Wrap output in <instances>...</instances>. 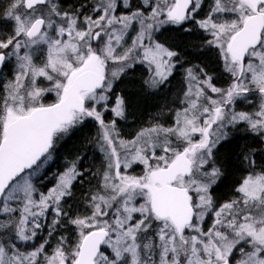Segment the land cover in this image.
Masks as SVG:
<instances>
[{"label":"snow or ice","instance_id":"1","mask_svg":"<svg viewBox=\"0 0 264 264\" xmlns=\"http://www.w3.org/2000/svg\"><path fill=\"white\" fill-rule=\"evenodd\" d=\"M91 7L81 21L59 0H16L2 17L11 32L0 34V67L12 62L14 78L0 80V264H41L40 256L46 264H264V165L256 153L238 155L249 174L236 199L216 210L212 195L223 176L217 152L230 143L229 129L244 122L264 138V0H213L201 19L203 0H98ZM135 24L139 29L124 48ZM187 24L212 37L205 46L216 49L226 87L207 66L185 68L187 91L181 89L174 126L119 141L130 149L122 156L117 122L131 103L116 93L114 81L147 64L143 86L162 87L182 65L157 33L165 25L190 32ZM51 93L55 101L45 104ZM250 94L259 110L237 111ZM90 120L97 135L82 148L98 147L99 166H86L81 148L61 156ZM133 164L143 165V174H122ZM85 177L98 182L83 198L91 215L73 217L65 205ZM208 214L213 222L205 231ZM64 220L78 229V241L69 251V238L61 236L46 256ZM45 227L47 238L34 251H21Z\"/></svg>","mask_w":264,"mask_h":264},{"label":"trees","instance_id":"2","mask_svg":"<svg viewBox=\"0 0 264 264\" xmlns=\"http://www.w3.org/2000/svg\"><path fill=\"white\" fill-rule=\"evenodd\" d=\"M9 1L10 0H0V11ZM59 2L62 9L67 10L69 13L80 14L79 18L83 21L85 16L92 15L91 6L97 3L98 0H59ZM2 17L3 16L0 15V34L7 35L11 29V25L7 20L2 19ZM135 28L136 27L134 26L127 33L125 41H123L124 47H129V45H131ZM189 28L192 29L190 32L184 31L183 28L179 26L169 25L159 31L157 37L161 43L168 47L169 50L171 49L174 50V52L175 50L179 52L178 59L182 67L188 65L190 67L194 65L200 67L211 66L215 71H217L219 68V62L217 60V56H215L214 53L211 55L209 48L204 45L205 35L193 24H189ZM204 60H206V63ZM184 61H188V63L185 64ZM212 62L216 64L213 66L209 64ZM36 63H39V59H37ZM39 64H41V62ZM137 67L138 65H135L133 69L127 71L126 75L122 74L119 79L114 81L115 91L119 94L122 93L131 103V107L127 109L126 119H120L117 122V128L120 131V137L122 138H130L138 133L136 128L140 125L142 128H145L150 121H152L151 119L157 110H161L163 107L165 108L166 106L168 107V105H172L174 107L173 113H175L180 107V90L181 88L183 89V83L177 73L174 74L172 81L169 80L158 90H149L143 86L144 77L142 71ZM182 67H178L175 72L182 71ZM13 76L14 73L12 69H10L9 64L7 67L2 68L0 80H11L13 79ZM42 85L48 86L45 81ZM54 101L55 97L52 94H48L43 102L48 104ZM109 116H111V113L106 116L107 121L109 120ZM166 117L167 115L165 118ZM158 123L159 122H157V124ZM92 131L96 136L98 126L95 121L90 120L88 122V126L82 130L84 134L83 139L73 138V140L62 149L61 155L67 156L69 152L74 151L76 148H81V150L87 152L88 148H91V146L83 149L82 145L87 139L91 138L90 133ZM86 133L89 134L88 137ZM228 139L230 143L223 142V146L219 147V151L217 152L218 160L223 166V176L218 183L214 185L212 191L216 207H218L221 203L230 201L236 196L232 189L238 183L242 175V168L238 160V155L241 151L244 153L255 152L256 155L253 158L257 161V164L264 165V152L258 144V140L255 136L244 132L243 129H240V127L237 126L231 131ZM54 184L55 181H53L49 187ZM82 187L85 188L84 182L77 183L74 189L75 195L68 200V203L65 205L66 208H71V215L73 217L76 215V208L83 203L82 199L80 200ZM77 188L80 189V196L76 193ZM45 190L46 188L42 189L44 192ZM51 219V217H47L46 223H50ZM70 231H72V225L69 224L67 220H64L55 235L51 238L47 247L54 246L56 243L55 239H57L59 235L67 236ZM41 232V237L44 240L48 236L47 228L45 227Z\"/></svg>","mask_w":264,"mask_h":264},{"label":"rangeland","instance_id":"3","mask_svg":"<svg viewBox=\"0 0 264 264\" xmlns=\"http://www.w3.org/2000/svg\"><path fill=\"white\" fill-rule=\"evenodd\" d=\"M133 1V4H135V3H137L138 2V0H132ZM16 2V0H10L7 4H5L4 5V7H3V9L0 11L1 12V14L0 15H2V16H4V14H5V12L10 8V5L11 4H13V3H15ZM213 4V0H203V5H204V9H205V15L208 13V11L210 10V7H211V5ZM121 14H124L123 13V9H121V11L120 12H117V15H121ZM136 27L135 28V33H134V35H133V37L135 36V34H136V32L138 31V29H139V25L138 24H135V25H133L131 28H130V30L133 28V27ZM129 30V31H130ZM11 32V29H10V31H9V33ZM8 33V34H9ZM207 33V32H206ZM127 35V34H126ZM207 36H208V40H210V39H212V37L207 33ZM132 37V38H133ZM122 43H123V41H122ZM115 47H117V48H120V45H114ZM129 46H131V45H129ZM124 48H126V47H124ZM124 49L123 48H121V51H123ZM206 60H204V62H205ZM41 62V59H39V63ZM39 63H37L38 65H40V66H42V63L41 64H39ZM206 63V62H205ZM9 65H10V69H12V71H13V73H14V64L12 63V62H9L8 63ZM144 66H146V70H147V64H143ZM112 70H114L113 68H109V73H111V71ZM148 73V72H147ZM148 75H149V73H148ZM147 75V76H148ZM13 78H14V76H13ZM45 82H47V81H45ZM42 83H44V81H42ZM42 86H46V85H42ZM184 91H187V86H185V88H184ZM54 97H55V93H51ZM253 97H255L256 98V100L257 101H255V100H251L250 98H249V96H248V98H247V101H245V103H244V108H246L247 109V106L249 105V104H253V107L249 110V111H247V110H244V109H236L237 111H240V110H244V111H247V112H250V113H253V112H255V111H258L259 109H258V106H259V103H260V101H259V99H258V97H257V95L256 94H251ZM182 97H183V95H182ZM194 99H195V97H193ZM186 106V105H185ZM202 110V109H201ZM162 111V112H161ZM171 111H170V109L166 106L165 108L163 107V108H161V110H157V112L155 113V115L153 116V118H155V119H151L152 121H150V123L145 127V128H142L141 127V129L138 131V133H140L141 131H144V130H147V129H149V128H152V127H156V126H159V125H163L164 127H172V126H174V124H175V119H176V115H175V113H174V115H173V117L171 118V120L170 121H167V120H164L165 119V116L166 115H168V113H170ZM164 118V119H163ZM108 121H111V119H112V115L111 116H109L108 117ZM157 122H159L158 124H157ZM239 126L240 127H243V128H246L247 129V125H246V123H244V122H241L240 124H239ZM232 128H230L229 129V131L231 130ZM250 132V131H249ZM250 133H252V132H250ZM257 139H258V144H260V146H264V142H261V140L262 139H264V138H261V137H258L255 133H252ZM83 136H84V134H83V132H81L80 133V138L81 139H83ZM95 136V135H94ZM93 136V137H94ZM196 139L198 140L199 139V136H197L196 137ZM125 141V142H130V141H135V140H137V133L135 134V135H133L132 137H130V138H122V137H118L117 138V147H118V151L121 153V155L123 156V154L127 151V152H130V149H122V148H119V141ZM142 141H141V146H142ZM264 150V149H263ZM159 154V153H158ZM104 159V157H103V154L102 153H100L99 152V149H98V147L95 145V150H93V155H92V157L90 158H88L87 160H86V162L88 163V165L89 164H92V165H96V166H99L100 165V163H101V161ZM135 165H140L141 167L139 168L138 167V169L136 170V172L135 173H132V169L134 168V166ZM242 166V165H241ZM93 170H95V168L93 169ZM259 169H257V171H258ZM122 174H125V175H131V176H135V175H141V174H143V165H141V164H133L132 165V167L129 169V170H127V171H124V170H122ZM93 181H95V184H97L98 182H97V180H93ZM241 181H242V179H241ZM240 181V182H241ZM238 186H236V188H237ZM236 188L234 189V191L236 192ZM96 191V185H94V191L93 192H95ZM47 192V189L45 190V193ZM102 194V193H101ZM88 195L90 196L91 195V192L90 193H88ZM238 196V195H237ZM237 196L236 197H234L233 199H236L237 198ZM232 200V199H231ZM230 200V201H231ZM230 201H228V202H230ZM85 203V201H83V203H82V206L85 208V210H84V213H83V215H91V211L90 210H88V209H86V204H84ZM224 203H227V202H224ZM223 203V204H224ZM220 209V206L219 207H217L216 208V210H219ZM80 214V213H79ZM47 217H51L52 218V216H51V213H49L48 214V216ZM208 219H209V221H208ZM212 222H213V214H208V215H206V218H205V223H204V225H203V228H204V230L205 231H207V229L209 228V227H211V225H212ZM41 234H42V232H40L39 233V238L34 242V244H29V246H24V245H21L20 246V248H21V251H24L25 253H27V252H30V251H34L35 250V248L36 247H38L39 246V244L40 243H42L43 242V239H42V237H41ZM61 236H65V235H59L58 237H57V239H55V241H56V243H55V245L54 246H49V247H47V252L45 253V255L46 256H51L52 255V253H53V249L56 247V245H57V241L59 240V238L61 237ZM65 237H68L69 239H68V245L70 246L69 247V251L71 250V247H74L75 246V244H76V242L78 241V238H79V236H78V229L75 227V226H73L72 225V231H70L69 232V234L67 235V236H65ZM114 238V237H113ZM242 247H246V245H241ZM38 259L40 260V262H41V264H46V261H45V259H44V256H40V257H38ZM235 259H239V250L237 249V252H236V256H235Z\"/></svg>","mask_w":264,"mask_h":264},{"label":"flooded vegetation","instance_id":"4","mask_svg":"<svg viewBox=\"0 0 264 264\" xmlns=\"http://www.w3.org/2000/svg\"><path fill=\"white\" fill-rule=\"evenodd\" d=\"M205 16V9H204V5H203V8H202V10H201V12H200V14L197 16V19H201V18H203ZM190 25H192V24H190ZM194 25V24H193ZM166 26H169V25H165L164 27H166ZM186 27H189V24H187L186 25ZM183 30L185 31V29L183 28ZM201 30V29H200ZM201 32L205 35V38H204V45H206V42H207V40L209 39L208 38V36H207V33L206 32H204V31H202L201 30ZM159 33V32H158ZM158 33H157V35H158ZM159 41V40H158ZM160 42V41H159ZM165 47H167V46H165ZM168 48V47H167ZM209 50L211 51L210 52V54L212 55L213 53L215 54V56H217V52H216V49L213 47V48H209ZM170 51H174V50H171L170 49ZM175 52L177 53V56L179 55V52L178 51H176L175 50ZM217 60H218V57H217ZM173 63H176V61L174 60L173 61ZM181 64V63H180ZM209 64H211L212 66L213 65H215L216 63H209ZM138 65V69H140L141 71H142V74H143V77H144V80L148 77L147 75H148V73H147V70H146V66H144L143 64H137ZM188 67H190L189 65L188 66H183L182 67V70L183 69H185V68H188ZM218 69L222 72V63H218ZM3 68V67H2ZM207 70L209 71V73L211 74V72L213 73L212 75H214V76H216V78H217V81L219 82L218 83V86H220V87H226V84L224 83L225 81H227L228 80V77L226 76V75H221V73H220V71H218V73H217V71H215L214 69H213V67H211V66H207ZM212 70H214L215 71V73L212 71ZM183 72V73H182ZM175 73H177L178 75H179V77H180V80H182V83L184 82V78H185V76H184V71H181V72H175ZM174 73V74H175ZM174 76V75H173ZM173 76L170 78V80L172 81L173 80ZM185 84L183 83V90H184V88H185ZM182 89V88H181ZM116 93H118V92H116ZM119 94V93H118ZM180 95H181V97L180 98H182V95H183V92L180 90ZM249 98L251 99V100H255V101H257L256 100V98L255 97H253L251 94L249 95ZM244 103H245V101H238L237 103H236V105H235V108L236 109H244V110H247V111H249L252 107H253V104L251 103V104H249L248 106H247V109L246 108H244L243 106H244ZM168 108L170 109V113H168V115H167V117L164 119V120H167V121H170L171 120V118L173 117V115H174V113H173V109H174V107L172 106V105H168ZM239 126V125H238ZM141 125L138 127V128H136V130H140L141 129ZM240 127V126H239ZM240 129H243V131L244 132H246V133H250L246 128H243V127H240ZM232 130H234V128H232L230 131H229V136H230V134H231V131ZM250 134H252V133H250ZM86 135H87V137L89 136V134L88 133H86ZM90 135H91V138H93V136H94V132L92 131L91 133H90ZM253 135V134H252ZM254 136V135H253ZM258 140V139H257ZM260 145V144H259ZM261 148L262 149H264V146H261ZM89 150L87 151V153H88V158L89 157H92V155H93V150H95V144H92L91 145V148H88ZM263 152H264V150H263ZM240 153H242V151L240 152ZM62 157H63V155H61ZM87 158V159H88ZM63 162V160H61L60 161V163H62ZM85 164H86V166L88 165V163L85 161ZM138 167L140 168L141 166L140 165H135L134 166V168L132 169V173H135L136 172V170L138 169ZM241 168H242V172H241V178L239 179V181H238V183L233 187V189H232V191H234V189L236 188V186H238L239 185V183H240V181H241V179H243L245 176H247L249 173L248 172H246V171H244V169H243V166H241ZM89 177H85L84 178V184H85V188L83 189H81V195L84 193V195H88V193H90L91 192V194H92V192L94 191V185H96L97 186V184H95V181H93V180H91V182L89 183L88 181H89ZM93 185V186H92ZM89 187V188H88ZM87 188V189H86ZM91 190V191H90ZM79 192H80V189L79 188H77L76 189V193H77V195L78 196H80L79 195ZM235 192V191H234ZM235 194H236V196L238 195V193H236L235 192ZM235 196V197H236ZM83 201H84V199H83ZM223 203H221L219 206H221ZM218 206V207H219ZM217 208V207H216ZM84 210H85V208L80 204V206L78 207V208H76V215H83V213H84ZM80 213V214H79ZM76 215H74V217L76 216Z\"/></svg>","mask_w":264,"mask_h":264},{"label":"bare ground","instance_id":"5","mask_svg":"<svg viewBox=\"0 0 264 264\" xmlns=\"http://www.w3.org/2000/svg\"><path fill=\"white\" fill-rule=\"evenodd\" d=\"M182 71H184V69L182 70ZM214 73H215V71L214 70H212ZM218 71H220L219 69H218ZM218 71H217V73H218ZM181 72V71H180ZM183 73V72H182ZM220 73H221V71H220ZM211 74H213L212 72H211ZM185 79V78H184ZM89 150V149H88ZM224 152V151H223ZM88 154V153H87ZM88 158V157H87ZM91 158V157H90ZM237 160V159H236ZM93 186V185H92ZM83 189H84V187H82ZM89 188V187H88ZM87 189V188H86ZM84 193L81 195V198H80V200L82 199V201H83V198H84ZM76 198V197H75ZM78 198V197H77ZM77 202V201H76ZM85 204V203H84Z\"/></svg>","mask_w":264,"mask_h":264},{"label":"water","instance_id":"6","mask_svg":"<svg viewBox=\"0 0 264 264\" xmlns=\"http://www.w3.org/2000/svg\"><path fill=\"white\" fill-rule=\"evenodd\" d=\"M1 68V67H0Z\"/></svg>","mask_w":264,"mask_h":264}]
</instances>
